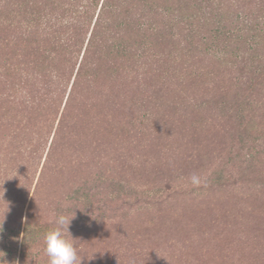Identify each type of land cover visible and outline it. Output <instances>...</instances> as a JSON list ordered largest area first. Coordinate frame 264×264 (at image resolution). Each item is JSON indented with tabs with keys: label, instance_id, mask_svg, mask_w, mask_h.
<instances>
[{
	"label": "rangeland",
	"instance_id": "rangeland-1",
	"mask_svg": "<svg viewBox=\"0 0 264 264\" xmlns=\"http://www.w3.org/2000/svg\"><path fill=\"white\" fill-rule=\"evenodd\" d=\"M180 1L182 14L178 5L174 15L159 11L164 17L159 35L146 29L142 38L130 39L136 49L128 70L110 73L107 68L113 69L114 63L106 60L97 80L90 83L83 78L74 87L69 101L73 98L85 126L97 122L95 113H90L94 104L109 130L107 136L100 140L95 131L87 134L81 128L82 132L75 131L78 150L73 148L68 155L62 154L70 152L65 147L50 150L60 110L49 128L52 134L45 136L46 145L32 134L21 138L17 153L4 157L0 225L13 231L15 241L4 243L12 246L10 250L0 243V264L11 250L8 264H20L26 218L53 225L57 206L83 212V204L69 202L100 162L122 185L106 190L107 197L102 189L95 198L96 204L104 205L95 212L97 221L89 216L85 228L71 236L84 257L82 264H264V84L250 68L239 67L241 62L233 68L224 63L232 54L226 49L236 52L245 42L247 49L262 46L251 32L255 2ZM245 11L250 12L240 17ZM177 13L182 19L175 17ZM246 53L239 56L250 58ZM235 57L231 61L237 62ZM241 76L244 80H238ZM250 82L255 84L248 86ZM249 100L259 103L253 120L262 124V132H245L240 123L244 118L235 113ZM3 101L0 98V117L9 111L2 107ZM13 122L25 126L24 132L34 131L29 119L24 124ZM5 125L0 121V141L6 146L11 135ZM58 133L54 142L64 144L60 137L65 133L60 137ZM245 138V149L263 156L252 160L250 168L245 164L234 173L224 169ZM193 176L198 184L192 182ZM122 189L131 197H122ZM42 252L41 264H48Z\"/></svg>",
	"mask_w": 264,
	"mask_h": 264
},
{
	"label": "trees",
	"instance_id": "trees-1",
	"mask_svg": "<svg viewBox=\"0 0 264 264\" xmlns=\"http://www.w3.org/2000/svg\"><path fill=\"white\" fill-rule=\"evenodd\" d=\"M191 1L196 2L197 0ZM207 1L214 4L215 1L219 0ZM177 3H181V1L0 0V86H3L0 88V98L5 100L2 107L4 109L6 106L9 107V111L5 109L0 121L6 122L5 130L11 135V140L6 146L0 141V163L4 164V157L15 154L17 150L21 149L18 147L23 143L21 138L26 139V136L34 134L40 141L44 139L46 145L48 141L45 136L49 135L50 137L52 134V130L49 128L53 123L55 124L60 110L59 124L50 143V150L52 148V150L58 151L64 147L65 150H70V152H62L63 155L72 154L73 148L78 150L77 144L74 142L77 138L75 131H79L81 128L86 129V132L83 131L87 134L91 130L95 131V137L99 136L100 140L101 137L107 136L109 130H106L105 123L100 120V111H95L94 104H92L90 113H95L94 117L97 118V122H94L93 125L95 129H92L93 126H85L86 121L82 119L80 112L73 103V98L69 101L74 87L81 84L83 78H88L89 80L86 81L90 83L97 80L106 60L118 64L110 63L113 65V69L107 68L110 73L115 72L116 69L119 71L128 70L131 53L136 49L135 45L132 46L135 41L131 42L130 39L142 38L147 31L146 29L156 33L163 24L161 20H164L159 11L163 15L165 14L162 11L174 15L179 11V8L180 14L185 12L183 6ZM252 4L255 5L253 11H245L240 14V17L246 16L250 12L253 17L252 21H254L251 32L255 34L253 35L255 36L254 40L262 46L255 49L250 45L247 49V46H243L247 44L245 42L240 46L242 50H239L240 44L237 46L236 52L226 49V53L230 51L232 54H228L230 57L228 60L224 59V63L233 68L241 62L239 67L250 68L253 73L258 74L256 80L264 84V61H261L264 58V52H262L264 51V0H253ZM154 12L159 15L156 16ZM179 13L175 15L176 18L180 17ZM180 19L182 18L180 17ZM160 33L161 31L157 32L158 35ZM243 52H249L251 57H240L239 54L245 55ZM234 56H236L237 62L231 61L230 58ZM248 61L251 63L250 65L247 64ZM76 69L74 83L70 84ZM92 79L94 81H91ZM238 80H244V76L239 77ZM253 84L255 83L250 82L248 86H253ZM68 86L72 87L67 95ZM242 106L236 108L235 113L237 117L244 118L240 122L245 124L244 131L247 133L262 132V124L253 120L256 112L259 111V103L249 100L248 104ZM28 119L34 124V131L24 132L25 126L17 127L16 122H13V120L19 123L21 121L24 124ZM59 126L61 127L59 128ZM57 130L59 137L65 133V137H60L62 142L65 140L63 145L58 144L57 140L56 143L54 142ZM12 143H15L16 146L12 147ZM247 143V138L240 142L239 149L234 150L224 169L234 173L245 164L248 165L247 168H250L252 160H257L259 155L263 156L259 151L251 152V149H245ZM22 149L25 150V148ZM18 153L20 154V152ZM28 155H31L30 151ZM8 161L5 158V162ZM108 162L112 167L116 166L115 161ZM30 164L31 166L28 167H30L29 170H32L35 162ZM97 164L100 165V170L99 165H95L94 176L91 179L85 178L83 180L85 181L83 187L77 190L76 196L69 202V204L74 205L83 204L85 206L83 212L73 208L63 209L59 206L54 209V218L59 214L69 217L75 216L69 226V232L73 237L78 233V230L85 228L83 224L90 221L89 216L93 222L97 221L94 216L95 212L103 210L104 206L100 202L95 203L97 194L103 189V192L107 193L104 197L110 196V192L106 190L114 191V189L121 188L122 185L121 181L113 178L108 166L102 162ZM89 187H92L94 191L91 192ZM119 193L124 198L132 195L131 192H124L123 189ZM134 194L138 195L137 192ZM9 214L12 215L11 221H14V212L10 211ZM54 227L55 223L53 225L42 222L36 223L25 219L20 235V255L18 258L20 264H27L29 260L35 261V264H41L43 260L42 251L44 250L42 248L44 246L43 235ZM0 232L2 245L11 240V244L15 241L12 230L0 225ZM65 235L68 238L71 237L67 233ZM11 254L12 250L8 256L2 258V264L9 263Z\"/></svg>",
	"mask_w": 264,
	"mask_h": 264
},
{
	"label": "clouds",
	"instance_id": "clouds-1",
	"mask_svg": "<svg viewBox=\"0 0 264 264\" xmlns=\"http://www.w3.org/2000/svg\"><path fill=\"white\" fill-rule=\"evenodd\" d=\"M192 182L198 184L199 179L193 176ZM9 210L8 204L5 216ZM74 217L64 214L57 215L54 220L55 227L43 235L44 252L48 257V264H82L84 257L79 255L77 246L73 242L75 239L72 237L69 239L65 235L67 233L71 236L69 226Z\"/></svg>",
	"mask_w": 264,
	"mask_h": 264
}]
</instances>
